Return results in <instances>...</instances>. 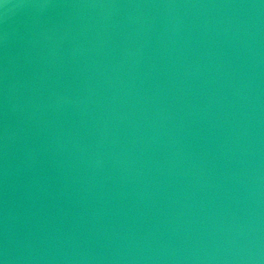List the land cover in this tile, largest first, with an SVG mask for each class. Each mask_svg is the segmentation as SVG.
I'll return each mask as SVG.
<instances>
[{"label":"water","instance_id":"obj_1","mask_svg":"<svg viewBox=\"0 0 264 264\" xmlns=\"http://www.w3.org/2000/svg\"><path fill=\"white\" fill-rule=\"evenodd\" d=\"M0 264H264V0H0Z\"/></svg>","mask_w":264,"mask_h":264}]
</instances>
